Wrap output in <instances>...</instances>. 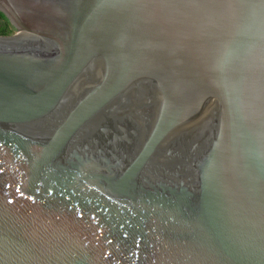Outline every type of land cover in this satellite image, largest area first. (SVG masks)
I'll return each mask as SVG.
<instances>
[{
  "label": "water",
  "instance_id": "water-1",
  "mask_svg": "<svg viewBox=\"0 0 264 264\" xmlns=\"http://www.w3.org/2000/svg\"><path fill=\"white\" fill-rule=\"evenodd\" d=\"M0 18V264H264V0Z\"/></svg>",
  "mask_w": 264,
  "mask_h": 264
},
{
  "label": "trees",
  "instance_id": "trees-1",
  "mask_svg": "<svg viewBox=\"0 0 264 264\" xmlns=\"http://www.w3.org/2000/svg\"><path fill=\"white\" fill-rule=\"evenodd\" d=\"M12 34L13 32L9 26L0 18V36H9Z\"/></svg>",
  "mask_w": 264,
  "mask_h": 264
},
{
  "label": "flooded vegetation",
  "instance_id": "flooded-vegetation-1",
  "mask_svg": "<svg viewBox=\"0 0 264 264\" xmlns=\"http://www.w3.org/2000/svg\"><path fill=\"white\" fill-rule=\"evenodd\" d=\"M13 35V34H12ZM10 36V35H9Z\"/></svg>",
  "mask_w": 264,
  "mask_h": 264
}]
</instances>
